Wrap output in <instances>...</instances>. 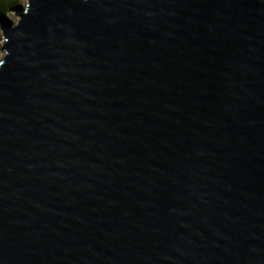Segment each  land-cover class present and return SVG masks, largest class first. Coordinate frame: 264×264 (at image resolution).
<instances>
[{
	"label": "water",
	"instance_id": "95a60500",
	"mask_svg": "<svg viewBox=\"0 0 264 264\" xmlns=\"http://www.w3.org/2000/svg\"><path fill=\"white\" fill-rule=\"evenodd\" d=\"M15 7L0 264H264V0Z\"/></svg>",
	"mask_w": 264,
	"mask_h": 264
},
{
	"label": "trees",
	"instance_id": "16d2710c",
	"mask_svg": "<svg viewBox=\"0 0 264 264\" xmlns=\"http://www.w3.org/2000/svg\"><path fill=\"white\" fill-rule=\"evenodd\" d=\"M19 0H0V13H8L10 12V9L13 8V6L16 5V3H18ZM1 43H2V38L0 36V47H1Z\"/></svg>",
	"mask_w": 264,
	"mask_h": 264
},
{
	"label": "rangeland",
	"instance_id": "374dc122",
	"mask_svg": "<svg viewBox=\"0 0 264 264\" xmlns=\"http://www.w3.org/2000/svg\"><path fill=\"white\" fill-rule=\"evenodd\" d=\"M26 4H27V0H19V2L16 3L15 6H21L24 8L26 6ZM15 6H13V8H16ZM13 8L10 9V12L5 13V15L12 21V23H16L17 18L11 13V10ZM2 57H3V52H0V60L2 59Z\"/></svg>",
	"mask_w": 264,
	"mask_h": 264
}]
</instances>
